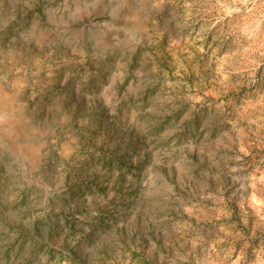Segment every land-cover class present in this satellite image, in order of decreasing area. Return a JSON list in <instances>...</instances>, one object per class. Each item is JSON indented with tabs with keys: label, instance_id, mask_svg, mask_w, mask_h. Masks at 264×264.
I'll return each mask as SVG.
<instances>
[{
	"label": "rangeland",
	"instance_id": "374dc122",
	"mask_svg": "<svg viewBox=\"0 0 264 264\" xmlns=\"http://www.w3.org/2000/svg\"><path fill=\"white\" fill-rule=\"evenodd\" d=\"M0 264H264V0H0Z\"/></svg>",
	"mask_w": 264,
	"mask_h": 264
}]
</instances>
